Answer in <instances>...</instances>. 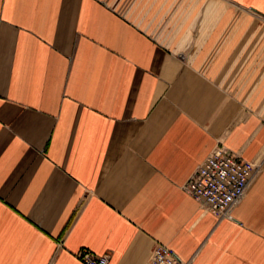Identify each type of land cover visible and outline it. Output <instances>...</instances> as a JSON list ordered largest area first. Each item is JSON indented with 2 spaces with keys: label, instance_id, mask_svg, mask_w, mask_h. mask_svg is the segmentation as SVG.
Returning <instances> with one entry per match:
<instances>
[{
  "label": "crops",
  "instance_id": "crops-1",
  "mask_svg": "<svg viewBox=\"0 0 264 264\" xmlns=\"http://www.w3.org/2000/svg\"><path fill=\"white\" fill-rule=\"evenodd\" d=\"M260 167L235 221L183 185ZM264 264V0H0V264Z\"/></svg>",
  "mask_w": 264,
  "mask_h": 264
},
{
  "label": "built area",
  "instance_id": "built-area-1",
  "mask_svg": "<svg viewBox=\"0 0 264 264\" xmlns=\"http://www.w3.org/2000/svg\"><path fill=\"white\" fill-rule=\"evenodd\" d=\"M260 167L245 161L223 145L215 146L183 185L203 209L213 213L218 220L235 221L234 208L243 200L248 186ZM76 258L83 264H108V256H96L81 249ZM147 264H188L170 248L157 243Z\"/></svg>",
  "mask_w": 264,
  "mask_h": 264
},
{
  "label": "rangeland",
  "instance_id": "rangeland-1",
  "mask_svg": "<svg viewBox=\"0 0 264 264\" xmlns=\"http://www.w3.org/2000/svg\"><path fill=\"white\" fill-rule=\"evenodd\" d=\"M237 155H238V153H237ZM240 157V156H239Z\"/></svg>",
  "mask_w": 264,
  "mask_h": 264
}]
</instances>
